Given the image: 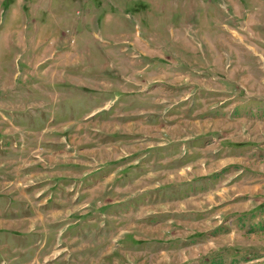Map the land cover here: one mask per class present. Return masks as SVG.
<instances>
[{
	"label": "rangeland",
	"instance_id": "rangeland-1",
	"mask_svg": "<svg viewBox=\"0 0 264 264\" xmlns=\"http://www.w3.org/2000/svg\"><path fill=\"white\" fill-rule=\"evenodd\" d=\"M0 264H264V0H0Z\"/></svg>",
	"mask_w": 264,
	"mask_h": 264
}]
</instances>
